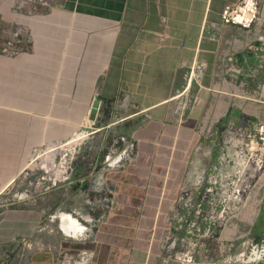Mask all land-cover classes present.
<instances>
[{
	"label": "crops",
	"instance_id": "0c3cea01",
	"mask_svg": "<svg viewBox=\"0 0 264 264\" xmlns=\"http://www.w3.org/2000/svg\"><path fill=\"white\" fill-rule=\"evenodd\" d=\"M238 2L52 0L27 14L16 0H1L0 21L26 30L27 51L0 56V190L28 177L38 147L84 134L83 145L97 138L99 164L110 132L132 139L136 151L126 168L106 170L115 209L125 215L106 218L96 240L77 248L94 251L97 264H158L157 246L145 245L148 231L169 224L165 211L176 207L190 173L235 141L226 132L264 122V0L250 29L222 20ZM196 62L206 64L191 89L199 103L181 116L178 97ZM45 220L32 207L2 214L0 261L15 256L20 239L35 238ZM53 258L32 255L33 264Z\"/></svg>",
	"mask_w": 264,
	"mask_h": 264
},
{
	"label": "rangeland",
	"instance_id": "374dc122",
	"mask_svg": "<svg viewBox=\"0 0 264 264\" xmlns=\"http://www.w3.org/2000/svg\"><path fill=\"white\" fill-rule=\"evenodd\" d=\"M10 29L2 27L5 30L1 33L3 38ZM242 133L245 135L247 131L242 130ZM223 137L228 141L241 140L242 144L230 141V144L212 150L210 160L204 158L206 162L200 170L204 173L202 181L195 185L213 190L206 195L205 202L215 203L216 207L205 205L202 209L165 211L164 218L169 224L158 226L156 234L154 228L149 230L145 242L147 247L156 245L160 255L168 254L169 249L175 253L193 251L196 255L207 252L217 255L223 243L228 246L232 242L239 248L248 240L264 245V146L257 141L251 144L246 137L235 136L230 131ZM117 138L115 132H110L103 161L99 164L96 163L100 148L97 138L81 146L38 147L34 150L28 177L20 179L13 188L0 190V217L16 207L43 211L46 220L35 236L38 246L33 254L44 252L54 257L61 253L78 254L82 250L77 246L95 241L106 218L125 213L115 209L114 194L107 189L110 183L107 182L106 157L111 154L114 160H118L124 149L123 145L113 146ZM130 160L125 158L121 169L126 168ZM78 171L83 176L79 182L76 179ZM194 173L197 183L199 175ZM109 194L114 199V206L107 201ZM63 213H69L80 221L85 231L82 241L67 238L59 230L60 223L56 217ZM210 226L214 232L211 238L205 235ZM130 228L132 232L137 231V227ZM225 231L230 232L226 240L223 238ZM190 232L193 234H188ZM228 249L229 246L227 257L235 254ZM17 254L19 257L26 255L20 244Z\"/></svg>",
	"mask_w": 264,
	"mask_h": 264
},
{
	"label": "built area",
	"instance_id": "2783aa9c",
	"mask_svg": "<svg viewBox=\"0 0 264 264\" xmlns=\"http://www.w3.org/2000/svg\"><path fill=\"white\" fill-rule=\"evenodd\" d=\"M1 1V0H0ZM52 0H16V8L19 12H27V14H34L42 11L45 8H50ZM263 0H239L238 3L226 7L222 13V20L226 25H232L237 27H242L245 29H250L261 20V5ZM3 24L0 21V56L5 57H16L27 51V45L25 44L26 30L22 27H14L8 30L7 36L2 37L1 33ZM206 69V64L203 62H196L190 70L187 76V84L181 95H179V103L177 106V113L184 116V111L192 110L199 103L197 97H193L191 94V89L194 83H199L204 75ZM247 131V130H245ZM231 134L239 137L247 138L250 140L251 144L257 141L258 144L264 146V122L257 125L254 131H247L243 135L242 130L230 131ZM85 138L84 134H80L76 138L72 139L68 145L75 144L76 146H81L82 139ZM234 140V139H230ZM238 144L241 140L233 141ZM113 146L123 145L124 149L122 151V156L118 160H114L113 156L110 154L106 157V162L108 163L106 170L120 169L125 158L131 159L132 153L136 150V143L132 139L127 137H119L114 140ZM66 144V145H67ZM113 151V150H112ZM111 151V152H112ZM195 173H190L187 183L182 188L181 194L179 196V202L176 204V208H198L202 209L205 205L215 208V203H206V195L213 192L211 188L202 189V187H197L201 183L204 173L200 172L197 175L199 180L195 183L192 180V176ZM195 177V176H194ZM197 184V186H195ZM110 194H112L110 192ZM110 194L107 197V201L114 206L115 202ZM204 195V197H203ZM110 205V206H111ZM80 223V221H79ZM211 225V224H210ZM86 230V228H85ZM178 232L177 229L174 230ZM85 231L79 232L77 241H82ZM188 234H193L192 232ZM205 235L209 238L213 237L214 232L211 226L205 230ZM177 241V240H175ZM19 244L22 249L25 250V257H19L17 250L15 251V256L13 258L6 256L0 261V264H33L32 255L33 250L38 246V242L35 238H22L19 240ZM175 244V243H174ZM229 246V252L235 251V254L227 257V248ZM223 243V248H219L218 254L215 253H203L196 255L193 251L177 252L175 253L172 249L168 250V254L160 255L158 259V264H262L264 263V245L255 243L253 240H248L244 242L240 247H236L235 243H230L229 245ZM43 249V247L41 248ZM40 249V250H41ZM52 264H97L96 253L90 250H82L78 254L64 253L53 258Z\"/></svg>",
	"mask_w": 264,
	"mask_h": 264
},
{
	"label": "bare ground",
	"instance_id": "6f19581e",
	"mask_svg": "<svg viewBox=\"0 0 264 264\" xmlns=\"http://www.w3.org/2000/svg\"><path fill=\"white\" fill-rule=\"evenodd\" d=\"M69 213H63L60 216L56 217L59 220V230H63V235L65 237L77 238L78 233L84 231V227L79 223V221ZM63 221V224H62ZM62 224V225H61ZM61 227V229H60Z\"/></svg>",
	"mask_w": 264,
	"mask_h": 264
},
{
	"label": "water",
	"instance_id": "95a60500",
	"mask_svg": "<svg viewBox=\"0 0 264 264\" xmlns=\"http://www.w3.org/2000/svg\"><path fill=\"white\" fill-rule=\"evenodd\" d=\"M99 107H100V101L96 100L94 102L93 105V109H92V113L90 115V120L95 121L98 115V111H99Z\"/></svg>",
	"mask_w": 264,
	"mask_h": 264
}]
</instances>
